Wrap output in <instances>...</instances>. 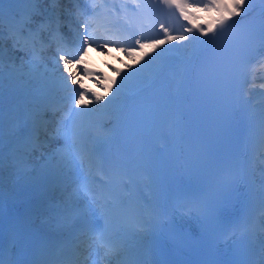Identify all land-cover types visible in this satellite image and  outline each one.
Here are the masks:
<instances>
[{"label": "snow or ice", "instance_id": "obj_1", "mask_svg": "<svg viewBox=\"0 0 264 264\" xmlns=\"http://www.w3.org/2000/svg\"><path fill=\"white\" fill-rule=\"evenodd\" d=\"M24 3L32 5L33 7L23 10V15L18 18L17 15H12V24L10 26V38L13 39L14 47L18 50H24L27 48L33 55V63L38 65L41 57L40 54L43 53L48 47L53 43L57 45V51L62 52L61 45L65 40V37L61 33L60 17L55 12V8L49 13L46 20L37 22L35 17L42 15L40 9L35 7L36 5L42 3H50L53 5L59 4L62 0H3L0 3V41L3 40V19H4V4L5 3ZM163 2L169 6L174 5L183 16V19L191 22L195 19V16L188 13L186 9L193 7L186 2V0H163ZM252 0H207V2L202 4V7H198L199 11H205L209 14L215 13L214 18L206 22L205 26H195L198 31L202 34L207 35L208 33H213V38L218 36H223L225 32L229 29L235 27L239 21L234 18L237 16L246 17L251 12ZM35 24V27H33ZM80 27L85 29L83 33H78L79 42L75 54L72 53H62L59 56V60L54 61V63L59 66L60 62L63 64V71L60 72L56 83L64 88L68 89L69 85L79 83L74 79L73 75H64V73L69 72V69L73 63L79 64L84 56L88 53V49L96 44L95 36L92 28V18L84 20ZM164 33V39L159 41H152L151 43L145 44L141 43L139 39L136 40V44L140 46L141 49L145 47L156 48L159 45L166 44L170 41H184V40H195L197 37L187 36V35H171L169 34L168 28H165L163 24L160 26ZM186 32L191 33L193 31L192 27H187L184 29ZM259 38L264 40V23H261L258 32ZM249 40L255 38V34H247ZM119 43V41H116ZM101 51L105 46L96 45ZM183 47V45H182ZM124 50V49H122ZM165 51H168L165 49ZM106 54V53H105ZM158 57H162L163 53H158ZM154 60L156 57L153 58ZM3 61V49L0 47V65ZM151 63V62H149ZM264 66V65H262ZM46 67V66H45ZM115 70V69H114ZM87 74V69L84 70ZM140 72L139 69L136 70V74ZM119 75V73H117ZM131 75V74H130ZM0 79H2V73H0ZM129 76H125L121 79L120 85L115 90V95L107 101V103L99 104L98 108L87 109L86 111H75L74 107L71 106L72 103L79 105L84 103L85 92L78 91L77 89H71L68 95L70 105L66 111L63 109H55L53 111V116L55 117L56 112H62L58 119H55L56 129L55 136L58 139H62L64 144L61 148L57 149L53 153V160L61 165L67 166L70 164H75L77 161L80 162L81 168H83V161L85 155L91 163L92 155L96 148L102 147L106 144L110 137L105 133L106 125L103 122V116L110 114V109L117 105L124 99V87ZM264 87V85H261ZM95 100L99 103L104 101V97L98 94H93ZM99 114L100 118L93 120L89 127L86 129L83 125V119L85 117H92ZM50 121H46L40 115V113H33L31 116V128L28 134L22 138L18 139V151L19 155L14 159V166L17 172L22 173L28 167V159L31 153L37 150L41 146L40 133L41 131H47V125ZM20 125L16 126L19 129ZM89 137L92 141L93 147L85 149L83 140L85 137ZM262 144H264V139H262ZM84 153V154H82ZM4 165V142H3V110L0 108V173H2ZM74 195L77 198H86L87 204L84 209L79 207L66 210V214L61 218L62 222L72 227L78 220H82L88 209L93 205L100 206L101 216L104 221L103 229L96 232L88 226H82L79 230V234L75 237L77 241L80 240L81 236H86L91 241L87 243V247H91L92 243H95L97 249H104V257H115L117 258V264H122L119 260L122 252L125 251L124 245L119 241L118 238L110 236L111 225L113 223L114 214L123 211V205L117 202L116 197L111 194L105 195L103 192L93 191L88 184L87 177L85 176L79 187L76 189ZM3 211V191L2 183H0V215ZM264 211V209H262ZM264 251V250H262ZM0 264H13L11 258V252L9 251L8 259H5V250L3 247L2 240H0ZM64 264H75V262H64ZM93 264H97L93 261ZM127 264H134L132 261H128ZM264 264V261H262Z\"/></svg>", "mask_w": 264, "mask_h": 264}, {"label": "bare ground", "instance_id": "obj_2", "mask_svg": "<svg viewBox=\"0 0 264 264\" xmlns=\"http://www.w3.org/2000/svg\"><path fill=\"white\" fill-rule=\"evenodd\" d=\"M252 1L255 2L256 0H252ZM42 5L44 6V11H42L43 14L41 15V18H40L41 21L42 20H46L47 16L52 11V10L48 9V6H54L53 4H50V3H47V2L42 3ZM14 8H17L16 3H11V4L8 3V5H6L4 7L5 11L8 12V13H12ZM56 14H57V12H56ZM83 16L85 17V19H88L86 14H83ZM195 26H197V24L194 25V28H196ZM107 27L108 26H105L104 29H106ZM91 30H93L94 35H95V40H96V44H94L95 47H96V45L104 46L101 43V41H103L104 43H107V44H113L112 46H114L116 48H119V49L117 51H115V52H111V51L107 50L105 52L106 54L103 53V55H98V52H96V51H98V50L101 51V50L96 47L97 50L92 53V56L90 57V59H94L96 61H100L101 62L100 65H98V62L94 63V61L86 59L84 57L83 60L80 62L81 64L80 63L79 64L73 63L71 65L68 73H72V75L74 74V77H77L79 79L78 82L80 84L91 85V83H92V84H94L93 88L94 87H99V88H102V90L103 89H107L108 87L106 85H108V86H110L112 88L113 92H115L117 86L116 85L111 86V82L112 81H110L108 79L107 80L103 79L101 74H100V78L97 77L94 82H92L91 80H87L85 77L86 76L88 77V74L90 73V71L87 70L88 74L85 75L86 74L85 71H84L85 68L86 67H90V66L98 65L97 68L101 69L103 66H107V67L111 68L116 74L119 73V75L117 74L118 78L116 79V81H119V83H120V81H121V79L123 77L130 76V74H131V76H133V80L132 81H127V83L125 84L124 88H133L135 85H139L140 83L144 82V80H147L149 78V74L145 71L144 67H145V65H151V64L157 63V62L159 63L160 57L157 56L158 53H163L164 54V53L167 52V51H165V49L168 50V49L179 48V49H181V53L182 54H185V53L187 54V53L193 51L194 47L197 45V40H195V41L194 40H191V41L190 40L170 41V42H168L166 44L159 45L156 48L150 47L151 56H143L141 54V52L146 47L143 48V49L137 48V47H135V45L129 39H125L124 40L125 42H123V43L115 42L117 40L112 38V36H114V34L111 32V28H110L109 31H104L102 27H99V24L92 22ZM174 35H181V34H174ZM187 36H192V35H187ZM162 39H164V38H162ZM162 39H156V40H152V41H159V40H162ZM113 40H115V41H113ZM152 41L145 42V44L151 43ZM182 45H183V47H182ZM122 49H124V50H122ZM12 50H13V52L18 51L17 48H12ZM27 55H28V51L27 52H19L18 55H14V54L9 55V57H12L13 59L9 58V57H3L2 65H0V66L3 67L5 65H8L9 66L8 69H10L12 71V73L16 72L18 75H19V73H24L23 76H21V74H20L21 80L27 81L26 84H24V85H21V86L16 87V88L13 87L12 89H9L11 91L7 92V94L8 93L9 94L8 95L6 94V96H5L8 99H14V98H17L18 96H20L21 99L24 98V97L30 96V95L33 96L35 94L34 91L37 88H40V86H41L40 82L43 81L42 83L43 84L45 83L44 82L45 78H44V74L43 73H46V75L51 73V72L55 73V71H57L58 69H60L62 67L60 65L57 66L54 63V60L53 61H50V60L48 61L47 60V58H50V55H46V50H45V55L40 54L41 60H40L38 65L33 63V58H31L33 56H31V55L27 56ZM261 56L262 57H260L259 60L262 61V59L264 58V54H262ZM154 57H156L155 60L153 59ZM110 58H111V60H110ZM17 60L21 61L20 64H18V63L16 64V63H12L11 62V61L16 62ZM149 62H151V63H149ZM60 63H62V62H60ZM12 64H14V65H12ZM263 65H264V62H263ZM122 66H125L126 69L124 70L122 68ZM255 66H256L255 69H254L255 73L252 75V78H253L252 82L254 83V85L253 86L251 85L250 97L255 98L256 101H257V104L264 109V100H263L264 96L261 94V91L263 90L261 85H264V78H260L259 77V75H264V73H262L263 67L260 64H257ZM130 67H133L134 70L130 71L129 70ZM137 69L140 70V72L138 74H136V70ZM60 71H63V69H61ZM83 74L85 76L82 77ZM58 76H59V74H58ZM56 80L57 79H53V80H50V81L48 80L49 84H50L48 89L50 91H52L54 88L59 86L56 83ZM16 81H13L12 84H15ZM6 85H7V83H6ZM19 85H20V83H19ZM72 86L76 88V86L74 84H72ZM93 88H91L90 86H89V88H86V86L85 87L82 86V87L77 89L78 91H84L85 93H87V92H89V94L92 93L91 97H93V100L92 101H88V103L90 102L91 104H88L87 102H84V103L79 104V105H74L73 104L72 107H74V109L76 111H83L84 108L87 107V106L88 107H93V109H95V108L99 107V104L107 103V101L110 100L111 95L107 96V97H110L109 99H106L105 98L106 96H103L105 98L104 101H101V102L98 103L95 100L93 94H98L99 95V93H95V90ZM255 88L256 89L257 88H261V89L256 90ZM67 90H70V89H67ZM67 90L60 91V92H66ZM89 90H91L92 92L90 93ZM5 97H3V98H5ZM20 102H21V100L18 101V103H20ZM26 111L30 112V113L31 112L34 113V109H33L32 106H28ZM103 117H106V116H103ZM88 119L95 120V118H92V117H88ZM5 122L6 123L3 125V140H4V138H8V142H6L4 144V146L9 144V142L11 140L17 139V138H19L21 136V133L20 134H15V133L8 132V129L10 127H16V125L11 124L10 121H8V120H5ZM88 124H90V123H88ZM54 125H56V124H52V122H51V124H48L47 126L50 129V128L54 127ZM58 141H62L63 142L62 139H58L57 142ZM62 144H64V142ZM17 148H18V146L16 144V146L14 147V150H12L10 153L7 152L6 150H4V151L7 153L6 155H9V154L14 155L15 154L16 156H18L20 153L18 152ZM46 150H48V153H47ZM53 152H56L55 149L53 151H51V149H47V145H45V146H43L42 149L37 151L38 154H36V155L34 154L35 156L34 155H30L29 157H27V159H28V167H27V169L24 172L19 173V172H15L14 171L15 173L12 172L10 174L9 171L6 172V170L5 171L3 170L4 172L0 173V183H2L3 197H5V206H4V208H6V207L10 208V207H14L15 205H17L16 203L13 204V205L9 204L10 200H12V199H16V200L22 199L23 200V198L24 199L29 198V196L33 195L34 193H37V192H40V191H45L46 189H44V188L45 187L46 188L50 187L51 185H54V193H56L55 192V186H57V189L60 191V193H62V191H61V188L63 187L62 184H60V186H58L56 183L61 182L64 179L63 178H59L60 180H55L53 178V176H52V172H54V173L57 172L58 169H59V166H62L63 168H65V167L69 168L72 165H75L77 162L75 164H70V165H67V166H64V165L56 163L58 166L55 167L54 165L48 164V161H50L49 159H52V158L51 157H47V155L51 156L53 154ZM43 156H45V159H44L45 162L41 161V162H39L36 165H35V163H33L34 158L39 160ZM8 161H9V159H5L4 158V164L8 163ZM11 163H14V161H12ZM89 164L90 163L87 160L84 159L83 166L84 165H89ZM72 170H77V168H74ZM14 174H16V175H21L22 174V180H29V182L24 183V184H26L28 186V191H29V192H27L26 195L22 194V193H18V192H13V193L10 192V193H8L7 190L4 189L5 188L4 187L5 181L9 177H13ZM13 179H14V177H13ZM71 179H73V180L69 184H67V186L74 185L75 188L77 189L79 187L80 182H81L82 179L79 178L74 183V178L71 177L67 181H64V184L66 182L70 181ZM91 180H92V178H91ZM97 188L99 189L98 185H97ZM46 195L47 194H45L44 197ZM55 196H57V195H55ZM75 200H76L75 197L71 198L69 201L64 203L62 207H66L69 204V202H73ZM53 202H54V200L51 202L52 206H53V204H52ZM57 204L58 203H56V202L54 203L55 207L59 208ZM18 206H20V205H18ZM44 206L47 209L49 204H45ZM6 211L8 212V210H6ZM62 224H63V222H62L61 217H57V223L54 226L61 227ZM49 226H51V225H49ZM3 232H4V230L2 228V219H1V216H0V236L3 235ZM91 249H92L91 247H86V250H91ZM109 258L110 257H104V254H102L100 251H96L95 252V258H93V259H96L99 264H110Z\"/></svg>", "mask_w": 264, "mask_h": 264}, {"label": "rangeland", "instance_id": "obj_3", "mask_svg": "<svg viewBox=\"0 0 264 264\" xmlns=\"http://www.w3.org/2000/svg\"><path fill=\"white\" fill-rule=\"evenodd\" d=\"M258 2L259 3H261V2H264V0H258ZM83 29V28H82ZM84 30V29H83ZM82 30V31H83ZM103 43V42H102ZM104 46L106 47H104L103 48V51H101V52H98V55H103V53L106 51V50H108V46H107V44H104ZM4 48H2L3 49V57H9V55H12V54H14L15 55V53L13 52V50L11 49V48H9L8 46H3ZM147 48V49H146ZM143 51H142V54H145V55H147L148 56V52H149V50H150V47H146ZM97 55V56H98ZM9 58H12V57H9ZM13 59V58H12ZM54 60L56 59V58H53ZM11 60V59H10ZM12 63H18V64H20V62L21 61H16V62H14V61H11ZM12 65H14V64H12ZM60 66H62L60 69H58L57 71H55V73L54 72H52V73H49L48 75H46V76H44L45 78L46 77H48V76H52L53 74H55L56 76H58V74H60V72H62V71H60L61 69H63V64H61ZM9 68V66L8 65H5V66H0V73H2V79H0L1 81H0V98H2L3 96H6V94H7V92H10L11 90H9V89H12L13 87L14 88H16V87H19V86H21V85H24V84H26V82L27 81H23V80H21V76H23L24 75V73H19V75L16 73V72H13L12 73V71L10 70V69H8ZM260 71V70H259ZM5 74V75H4ZM20 74H21V76H20ZM64 75H65V73H64ZM13 77V78H12ZM20 77V78H19ZM96 75H94V74H91L90 76H88L87 77V79L88 80H95L96 79ZM261 77H263V76H261ZM75 80H77V78H74ZM11 80V81H10ZM17 80V81H16ZM13 81H16V83L15 84H12V82ZM78 81V80H77ZM6 83H7V85H6ZM19 83H20V85H19ZM17 85V86H16ZM77 85H78V83H77ZM8 88H7V87ZM6 87V88H5ZM261 89V88H260ZM262 92H261V94H263V96H264V87H262ZM9 90V91H8ZM9 94V93H8ZM87 97V96H86ZM106 99H109L110 97H105ZM6 122H5V120L3 121V125L5 124ZM19 124V123H18ZM17 124V125H18ZM20 125V124H19ZM20 128V127H19ZM12 129L13 130H16V132L19 130V129H17L16 127H10L9 129H8V132H14V131H12ZM54 135H55V130H54ZM8 141V138H6V139H4L3 140V142L4 143H6ZM63 142L62 141H56L55 143H53L52 145H50V147H48V149H51V151H53L54 149H55V151L58 149V148H61L62 146H63V144H62ZM47 151V153H48V150H46ZM53 153H55V152H53ZM7 156L6 155H4V158H6ZM47 157H51L52 159H49L50 161H48V164H51V165H54L55 167H57L58 165L56 164V162L53 160V154L50 156V155H47ZM46 157V158H47ZM33 159V158H32ZM44 159H45V156H43V157H41L39 160L38 159H36V158H34V160H33V163H35V165L36 164H38L39 162H41V161H44ZM45 162V161H44ZM34 165V166H35ZM67 168L68 167H65V168H63L62 166H59V169H58V171L57 172H52V176H53V178L55 179V180H60V179H58V178H60V176L61 175H63L64 173H65V171L67 170ZM3 170L5 171L6 170V172L7 171H9V173L11 174L12 172H17V170H16V167L14 166V163H6V164H4L3 165ZM2 170V173L4 172ZM14 172V173H15ZM13 177H14V179H13ZM13 177H9V178H7V180L5 181V183H4V189H6L7 190V192L8 193H13V192H18V193H22V194H27V192H28V186L26 185V184H24V183H27V182H29V180H22V174L21 175H16V174H14L13 175ZM57 178V179H56ZM10 179V180H9ZM72 190H69V191H67L65 194H64V196L62 197V201H64V200H66L67 198H68V196H70L71 194H72V191H74V188H71ZM13 201V200H12Z\"/></svg>", "mask_w": 264, "mask_h": 264}]
</instances>
